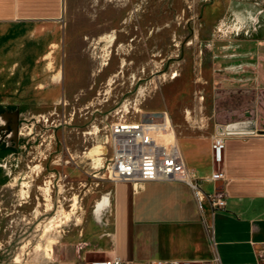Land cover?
<instances>
[{"label":"rangeland","instance_id":"1","mask_svg":"<svg viewBox=\"0 0 264 264\" xmlns=\"http://www.w3.org/2000/svg\"><path fill=\"white\" fill-rule=\"evenodd\" d=\"M258 7L264 0H68L61 95L0 120V264H55L66 231L111 181L112 124L159 122L167 110L177 141L183 129L215 135L217 105L240 101L226 96L240 73L264 72V17L257 29L250 21ZM252 93L249 108H264Z\"/></svg>","mask_w":264,"mask_h":264},{"label":"crops","instance_id":"2","mask_svg":"<svg viewBox=\"0 0 264 264\" xmlns=\"http://www.w3.org/2000/svg\"><path fill=\"white\" fill-rule=\"evenodd\" d=\"M67 6L68 0H0V120L61 95ZM255 40L259 47L264 43ZM240 74L230 87L236 93L226 94L240 101L235 107L217 105L215 134L219 126L249 119L256 120V132L224 134L218 167L214 135L183 129L178 143L198 189L183 181L104 182L82 219L66 231L55 264L114 258L128 264H264V108L246 104L251 92L264 104V72ZM216 170L224 176L212 180ZM215 194L224 199L223 207L212 206Z\"/></svg>","mask_w":264,"mask_h":264},{"label":"built area","instance_id":"3","mask_svg":"<svg viewBox=\"0 0 264 264\" xmlns=\"http://www.w3.org/2000/svg\"><path fill=\"white\" fill-rule=\"evenodd\" d=\"M162 121L116 122L111 125L109 141L111 158L107 175L111 181H183L198 189L197 177L185 161L178 141L168 139L173 130L167 110ZM174 132V130H173ZM225 147L224 134L216 133L212 140L214 163L219 167L223 162ZM224 176L221 170L212 174V180ZM213 207H223L224 199L211 195ZM92 264H128L119 258L101 260ZM156 264V263H150ZM167 264H192L191 261L173 260Z\"/></svg>","mask_w":264,"mask_h":264},{"label":"water","instance_id":"4","mask_svg":"<svg viewBox=\"0 0 264 264\" xmlns=\"http://www.w3.org/2000/svg\"><path fill=\"white\" fill-rule=\"evenodd\" d=\"M257 125L255 119L235 121L226 126L217 128L218 134H251L256 132ZM264 132V131H261Z\"/></svg>","mask_w":264,"mask_h":264},{"label":"flooded vegetation","instance_id":"5","mask_svg":"<svg viewBox=\"0 0 264 264\" xmlns=\"http://www.w3.org/2000/svg\"><path fill=\"white\" fill-rule=\"evenodd\" d=\"M257 10L254 11V13L251 16V26L254 29H257L258 25H260L261 18L264 17V11L260 9L259 7L256 8Z\"/></svg>","mask_w":264,"mask_h":264},{"label":"bare ground","instance_id":"6","mask_svg":"<svg viewBox=\"0 0 264 264\" xmlns=\"http://www.w3.org/2000/svg\"><path fill=\"white\" fill-rule=\"evenodd\" d=\"M177 75H178V72H177V71H174V73H173V77H176ZM168 139H171V140L174 139L175 141H177V140H176L175 133L173 132V130L170 131V133H169V135H168ZM100 151L103 152V153H106V152H107V148H106L105 146L101 145V146H100ZM100 159H101V161H104L105 157L101 156ZM100 205H101V204L99 203V206H100Z\"/></svg>","mask_w":264,"mask_h":264}]
</instances>
